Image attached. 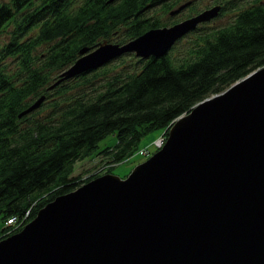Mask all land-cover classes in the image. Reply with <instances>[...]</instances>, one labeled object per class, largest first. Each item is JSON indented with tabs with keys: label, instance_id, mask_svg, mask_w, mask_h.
Returning <instances> with one entry per match:
<instances>
[{
	"label": "trees",
	"instance_id": "obj_1",
	"mask_svg": "<svg viewBox=\"0 0 264 264\" xmlns=\"http://www.w3.org/2000/svg\"><path fill=\"white\" fill-rule=\"evenodd\" d=\"M184 1L0 0V237L87 180L73 174L77 160L97 153L108 162L124 159L145 132L166 129L199 100L264 65V0H214L217 15L230 19L190 29L198 33L189 55L170 54L173 43L160 56H133L127 69L106 61L48 88L81 47L111 37L122 43L164 25L144 10L160 4L169 12ZM190 1L191 14L208 7ZM40 94V105L19 115ZM110 132L116 143L97 149ZM13 214L24 219L15 228L6 222Z\"/></svg>",
	"mask_w": 264,
	"mask_h": 264
},
{
	"label": "water",
	"instance_id": "obj_2",
	"mask_svg": "<svg viewBox=\"0 0 264 264\" xmlns=\"http://www.w3.org/2000/svg\"><path fill=\"white\" fill-rule=\"evenodd\" d=\"M219 8L81 47L48 88L125 51L160 56ZM0 264H264V65L177 115L127 175H97L40 206L0 238Z\"/></svg>",
	"mask_w": 264,
	"mask_h": 264
},
{
	"label": "rangeland",
	"instance_id": "obj_3",
	"mask_svg": "<svg viewBox=\"0 0 264 264\" xmlns=\"http://www.w3.org/2000/svg\"><path fill=\"white\" fill-rule=\"evenodd\" d=\"M192 1H193L192 5L194 6V8L198 9V8H204L205 6H210L214 0H192ZM176 5L177 4H175L174 6H176ZM144 11H145V15H149V16L156 15L160 18V20L163 23H166V24H172L173 22L184 18V16L186 17L188 14H191V8L187 7L186 5L183 6L181 9H179L175 13H170L168 11H164L160 7V4L154 5V6L152 5L149 8L147 7ZM229 19H230V17L228 15V13H224L221 16L217 15V13H216V15L214 17L207 19L206 22H202L200 25H202V26H205L206 24L207 25L208 24L209 25H211V24L221 25V24L227 22V20L229 21ZM171 21H173V22H171ZM120 33H121V30H118L117 34H120ZM196 33H198V32L195 31V33H194V32L187 31L185 34H183L182 36L177 38L173 42V43H175V45L169 50V53L170 54L172 53L173 56H177L180 58H183L186 55H189L188 50L192 46V44H194L192 41L194 40V36ZM116 37H118V35H116ZM4 38H5V31H2V32H0V43L2 42V40ZM114 38L115 37H113V38L111 37L112 40ZM43 46L38 47L37 50L42 49ZM130 52L131 51L123 52L120 55L114 56L112 59L107 61L108 65H112V63L117 65V64L123 62V64H122V65H124L123 68L124 69L129 68L128 67L129 63L130 64L134 63V61H133L134 57L133 56H137L133 52H131V53ZM90 74H91V70L86 72V75H90ZM168 128H169V124L166 127V129H164L166 132V136H167ZM161 132H162V130H160V129H152L148 132H145L139 139L138 149L135 150L133 153H131L129 156L127 155L124 159H121L119 161L108 162L109 159H108L107 154H103V153L92 154L90 156H87L85 158L77 160L74 163L75 167L73 170V174H75V175L79 174L83 177L89 176L88 179L93 178L97 175H101V174L106 173V172H111V173L117 174L121 177L125 176V175H127V173L130 171V169L135 164L146 159V157L150 153L154 152V150H156L157 148H159L162 145V143L164 141L158 145L154 144L155 139L159 136V134ZM115 133L116 132H110V133L105 134V136H103L102 138H100L98 141L99 144L97 145V149L116 143L115 142L116 141V134ZM142 148H146V151L141 152ZM52 199H54V197L51 198L50 200H52ZM26 214H27V212H26ZM23 220L24 219H22L20 222H18L19 220L15 221L14 224L9 225V226L12 228H15V227L19 226L20 224H22L21 222H23ZM1 223L2 222H0V226H1ZM9 230H7V231H9ZM13 232L14 231H9V233H7L6 235L13 233ZM6 235H4V236H6ZM4 236H2V237H4Z\"/></svg>",
	"mask_w": 264,
	"mask_h": 264
},
{
	"label": "built area",
	"instance_id": "obj_4",
	"mask_svg": "<svg viewBox=\"0 0 264 264\" xmlns=\"http://www.w3.org/2000/svg\"><path fill=\"white\" fill-rule=\"evenodd\" d=\"M165 137H166V132H165V130H162V132L159 134V136L155 139L154 144H155V145H158V144H160L161 142L165 141V140H164ZM156 143H157V144H156ZM145 151H146V148H142V149H141V152H145ZM16 220H17V218H16V216H14V214H13V216H10V217H8V218L6 219V222H7V223H14Z\"/></svg>",
	"mask_w": 264,
	"mask_h": 264
},
{
	"label": "bare ground",
	"instance_id": "obj_5",
	"mask_svg": "<svg viewBox=\"0 0 264 264\" xmlns=\"http://www.w3.org/2000/svg\"><path fill=\"white\" fill-rule=\"evenodd\" d=\"M176 119V118H175Z\"/></svg>",
	"mask_w": 264,
	"mask_h": 264
}]
</instances>
